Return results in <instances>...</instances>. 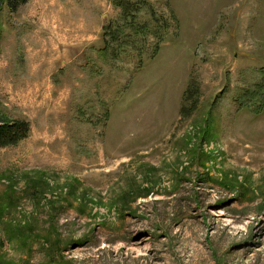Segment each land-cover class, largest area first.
Here are the masks:
<instances>
[{"label": "rangeland", "instance_id": "1", "mask_svg": "<svg viewBox=\"0 0 264 264\" xmlns=\"http://www.w3.org/2000/svg\"><path fill=\"white\" fill-rule=\"evenodd\" d=\"M263 77L264 0L4 3L0 264H264Z\"/></svg>", "mask_w": 264, "mask_h": 264}, {"label": "trees", "instance_id": "2", "mask_svg": "<svg viewBox=\"0 0 264 264\" xmlns=\"http://www.w3.org/2000/svg\"><path fill=\"white\" fill-rule=\"evenodd\" d=\"M29 0H0V10H2L3 4L6 3L10 10L17 11L22 5L26 4ZM264 96V77L260 81L255 89L247 91L244 94V99L262 100ZM247 103V102H245ZM30 133V125L26 121L13 120L5 121L0 119V146L15 145L22 139L28 137Z\"/></svg>", "mask_w": 264, "mask_h": 264}]
</instances>
